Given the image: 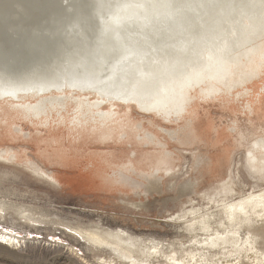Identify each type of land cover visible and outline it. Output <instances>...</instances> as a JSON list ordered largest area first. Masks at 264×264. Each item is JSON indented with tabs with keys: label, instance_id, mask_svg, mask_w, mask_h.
Listing matches in <instances>:
<instances>
[{
	"label": "rangeland",
	"instance_id": "1",
	"mask_svg": "<svg viewBox=\"0 0 264 264\" xmlns=\"http://www.w3.org/2000/svg\"><path fill=\"white\" fill-rule=\"evenodd\" d=\"M138 1L0 0V49L7 50L15 56L14 52L18 46L17 55L21 65L20 76L18 69H12L10 66L7 67V73L0 74V80L5 82L4 86L21 89L20 102L28 104L39 103L44 97H56L65 93L69 95L68 100L57 106L58 109L53 115L44 114L38 116L39 119L35 117V110L21 108V114H17V109L15 110L12 105L14 100H0V126L8 124L11 120L10 125L14 129L8 127V131L10 132L11 128L10 133L21 135V141L25 142L30 132L46 136L45 130L54 125L63 126V129L58 128L57 131L67 132L65 127L71 126V123L66 117L75 109L93 111L91 106L85 104L81 108L83 104L75 97H88L94 103L98 98L97 93L93 92L91 87L71 88L67 80L76 81L86 76L94 81L99 80L98 77L103 71L99 69L102 66L98 61L104 59L105 62L107 58L105 54H101L103 46L108 41L115 42L118 38L116 33H120L114 31L115 34L106 38L103 37L106 35L104 30L109 31L110 26L122 21L118 19L119 16L101 14L99 11L113 9L121 2L138 5ZM184 1L174 0L176 3ZM263 4L264 0H260L258 6L253 4L249 7L250 11L246 8L240 9L234 15L220 14L216 19V22L224 24V27L230 24L225 30L226 41L218 37L220 43H226L221 54L216 57L217 64L214 65L218 69L212 70L215 75H220L219 71L224 73L220 75L221 77L215 76L217 79L220 78L218 81L255 82L260 87L264 86ZM199 7L204 5L201 4ZM4 13L8 15H3ZM258 17L260 19L256 21ZM127 23L129 22L121 24L125 27ZM140 34L141 32L137 30L129 32L131 40ZM168 47L170 45L159 51L163 62L173 58L171 53L166 52ZM200 47L201 45H198V48ZM123 53L116 54V60H120V54ZM10 54L7 53L5 59L10 58L7 56ZM92 61L97 64L96 70L87 73L85 65ZM191 64L189 61L187 67ZM215 77L212 75V78ZM27 87H42L44 93L40 96L37 89L26 91ZM172 94L169 93L171 97ZM166 98L169 99V96ZM175 104L173 102L167 107L172 106L169 108L172 109ZM17 111L19 113V110ZM133 111L139 118H145L143 117L145 114H141L138 109ZM62 114L65 115V119ZM216 115H221L219 109ZM159 117L155 118L160 120L155 121L156 125L166 126L165 128L174 132V135L164 134L166 138L164 141H168L170 150L180 154L179 159L176 156L170 157L169 166L162 165L161 171L154 167L157 158H154L153 163H149L146 170L132 168L129 165V160L133 159L131 154H119L120 151L127 149L125 146L118 144L110 148L105 143L98 144L100 146L98 149L106 151L110 148L115 152L114 158L110 156L115 160L113 168L107 167L106 171L102 172L93 171L92 168L65 171V174L72 173V176L78 177L74 178L70 187L48 182L30 169L15 165V162L12 164L0 161V229L14 232L26 240L21 246L0 241V264H132L130 259L118 253L113 245L102 246L84 240L77 233V230H82L103 234L105 231L120 229L127 231L129 236L138 238V242L134 248L132 247V256L138 261L137 264H174L169 258L170 255L192 264H215V257L211 254L218 252V249L198 247L194 244V238L206 236L202 225L197 226L193 232L186 227L194 220H202L205 217L210 222L212 230L223 229L219 224L221 218L218 217L222 209L214 203H209L205 192H211L218 182L227 179L230 170L235 173L230 179V185L236 190L232 192L230 198L246 196L252 185L256 190L264 188V178H260V174L253 169L249 161L251 152L246 151L255 139L263 136L261 133L255 134L250 124L246 123L243 131L254 133L253 135L247 133L253 136V139L250 138L242 146L233 147V151L230 152V155H233L230 167L225 168L223 172L209 175L204 167H208L209 154L217 149L200 145V152L194 157L193 151L198 150V147L195 148L192 144L196 135L187 137L189 130L183 128L186 121L181 122L179 117H173L166 122L161 119H165L164 116ZM233 117L234 114L225 115L224 120L228 121ZM34 122L40 126L37 128L38 133L33 127ZM20 127L23 134L19 131ZM184 136L186 138H183ZM22 142H19V145L18 142L3 144L0 146V153H3V150L14 151L18 147H25L28 149L26 154L31 155H25L21 159L22 163L29 162L26 157L31 160L38 159L33 153V147ZM154 149L155 153L159 152L158 147ZM161 154L164 156V153ZM120 164L122 167H119ZM37 165L46 172L49 171V174L57 173L61 169L48 163ZM166 167H170L172 171L170 174L164 170ZM192 205L200 208L197 217L187 213ZM212 214L216 217H210ZM159 242L158 250L153 245ZM259 245L264 247V243ZM243 257L245 253L241 258ZM238 260L233 262L241 264ZM243 264L259 262L254 258H244Z\"/></svg>",
	"mask_w": 264,
	"mask_h": 264
},
{
	"label": "bare ground",
	"instance_id": "2",
	"mask_svg": "<svg viewBox=\"0 0 264 264\" xmlns=\"http://www.w3.org/2000/svg\"><path fill=\"white\" fill-rule=\"evenodd\" d=\"M128 3L121 2L113 9L106 8V10L99 11L101 14L110 13L114 17L119 16L118 19L122 20L117 21L120 23L110 26L111 30H104L106 35L103 37L106 38L115 34L114 31H120V33H116L118 38L115 42L108 41L103 46L101 54H105L107 58L109 56V59L105 57V62L104 59L98 61L102 66L99 69L103 71L98 77L99 80L94 81L88 76L76 81L67 80L71 84V88L91 87V90L97 93L98 98L94 103L88 97H75L83 104L81 108L85 104L88 107L91 106L94 112L75 109L73 113L69 112L72 115L68 113L66 117V120L71 123V126L65 125L67 132L57 131L58 128L63 129V126L54 125L45 130L46 136L38 133L37 128L40 126L36 120L37 123L34 122L33 127L38 134L30 132L25 142L21 141V135L10 133L13 128L10 125L11 120L8 124H2L3 127L0 126V146L17 142V145L19 142L30 144L38 159L31 160L26 157L29 162L22 163L21 159L31 153L26 154L28 149L20 146L21 148H12L15 149L14 151L3 150V153L0 154H5V156L0 155V161L12 164L15 162V165L30 169L48 182L70 187L74 178L78 177L72 176V173L65 174V171L90 170L92 168L93 171L102 172L106 171L107 167L111 169L113 161H115L113 159L115 152H112L110 148L119 144L127 148L120 151L119 154L130 153L133 158L129 160L130 167L146 170L149 163H153L154 158H157L154 167L157 168V171H161L162 165L169 166L170 157L180 158V154L170 150L168 141H164V139L166 140L164 134L174 135V132L165 128L166 126L156 125L158 120L155 118L164 116L165 119H161L166 122L173 117H179L181 122L186 121L183 128L189 130L187 137L191 138L193 137L191 135H196L195 142L192 144L195 148L198 147V150L193 151L194 157L200 152V145L217 149L209 154L208 167H204L208 170L209 175L224 171L225 165L232 155H230V152L233 151L232 147L242 146L250 138L253 139L251 135L261 133L263 137L254 138L255 141L246 151L251 152L249 161L253 169L257 174H260V178H264V86L260 87L255 82L218 81L220 78L216 77H221L220 75L224 73L219 71L220 75H215L213 72L218 69L214 65L217 64L218 58L216 57L221 54L226 45L225 42L220 43L218 37L225 40V30L230 26L227 24L224 27L225 25L217 23L216 19L220 14L230 16L236 14L240 9L249 10L253 4L258 6L260 0H185L179 3L174 0H139L138 5ZM201 4L204 7H199ZM3 15L8 14L4 13ZM256 16H258L257 12ZM259 19L258 17L256 21ZM125 22L129 23L123 27L121 23ZM133 30H137L141 34L131 40L129 32ZM167 45L170 47L166 49V52L167 54L171 53L173 58L163 62L159 51ZM198 45L201 47L198 48ZM17 49L19 50L18 46L14 52L15 56H12L11 52L7 50L0 49V64L6 65H0V74L7 73V67L10 66L13 67L12 69L17 68L18 76L21 75ZM116 51L124 52L122 55L120 54V60H116V54L119 53ZM7 53L10 54L7 55L10 58L5 59ZM8 60L10 61L8 62ZM189 61L192 64L187 67ZM85 66L88 73L94 71L97 64L92 61ZM98 73L96 74L99 75ZM212 75L216 76V79L212 78ZM211 79L213 81H210ZM4 85L5 82L0 80V100H14L12 105L15 110H19V113L16 110L17 114H21V108L28 111L35 110V117L38 119L44 114L53 115L54 111L58 109L57 106L69 98V95L65 93L56 97L41 98L39 103H21V89ZM27 89H37V94L40 96L44 93L42 87H27L26 91ZM169 93L176 96L174 97L172 94L171 97ZM168 96L169 99L166 98ZM216 98L221 100V103H212ZM173 102L176 103V106L169 109L172 106L169 108L167 106ZM230 104L233 107L229 110L228 105ZM105 105L107 106L104 107ZM62 108H66V106ZM219 108L224 111H232L234 117L225 121V115L212 116L211 110ZM134 109H138L141 114L144 113L143 117L145 118L136 116ZM62 115L65 119V115ZM246 123L250 124L254 133L243 131ZM8 127H11L10 132ZM255 127L257 129H254ZM19 131H22L21 127ZM247 133L251 135L249 136ZM229 141L232 143H228ZM156 142L157 144H155ZM101 143L109 145L110 148L106 151L99 150L98 144ZM154 147H158L159 154L155 153ZM161 152L164 153V156ZM39 163L40 165L48 163L61 169L57 173L49 174V171L46 172L45 169L37 165ZM119 167H122L121 164ZM169 168L164 169L168 174L172 172ZM230 172V176L218 182L211 192H205L209 203H214L222 209L220 210L222 213L218 217L221 218L219 224L223 226V229L212 230L210 222L205 217L202 220H194L186 228L193 232L197 226L202 225L206 236L194 238V244L198 247L218 249V252L211 254L212 257H215V264H236L233 260L237 259L243 264L244 258H254L259 264H264V247L259 245V243H264V188L256 190L252 185L251 191L246 196L230 198L232 192H236L230 185V179L235 173L233 170ZM187 213L197 217L200 214V208L192 205ZM210 217L215 218L216 216L212 214ZM77 233L84 240L101 245H113L114 249L125 258H129L132 264L138 262L132 256V247L138 242V238L129 236V233L127 234V231L123 229L105 231L103 234L97 231L82 230H77ZM0 241L14 246H21L26 242L25 238L20 235L1 229ZM159 245L160 242L153 246L158 249ZM244 253L245 257L241 258ZM169 258L174 264H192L175 255H170Z\"/></svg>",
	"mask_w": 264,
	"mask_h": 264
},
{
	"label": "crops",
	"instance_id": "3",
	"mask_svg": "<svg viewBox=\"0 0 264 264\" xmlns=\"http://www.w3.org/2000/svg\"><path fill=\"white\" fill-rule=\"evenodd\" d=\"M218 99H219V98H218ZM212 103H218V104H219V103H221V100H217V98H216V100H214V102H212ZM231 105H232V104L228 105L229 110L233 107V105H232V106H231ZM222 108H223V107H222ZM222 108H219V110L221 111V115H229V114H233L232 111H229V110H228V111H227V110L224 111V109H222ZM210 113H211L212 116H217V115H216V114H217V109H212ZM215 113H216V114H215ZM231 139H232V138H231ZM228 143L231 144L232 142L229 141ZM232 149H233V147H232ZM214 151H215V150H214ZM214 151H213V152H214ZM213 152H212V153H213ZM231 152H232V151H231ZM232 156H233V155H231L230 158L228 159V161H227V163H226V165H225V168L231 166V162H232L231 159H233ZM225 168H224V170H225Z\"/></svg>",
	"mask_w": 264,
	"mask_h": 264
}]
</instances>
